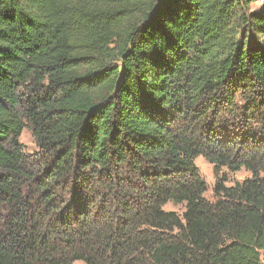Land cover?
Masks as SVG:
<instances>
[{"label": "trees", "instance_id": "1", "mask_svg": "<svg viewBox=\"0 0 264 264\" xmlns=\"http://www.w3.org/2000/svg\"><path fill=\"white\" fill-rule=\"evenodd\" d=\"M257 2L0 0V264H264Z\"/></svg>", "mask_w": 264, "mask_h": 264}, {"label": "rangeland", "instance_id": "2", "mask_svg": "<svg viewBox=\"0 0 264 264\" xmlns=\"http://www.w3.org/2000/svg\"><path fill=\"white\" fill-rule=\"evenodd\" d=\"M259 3L253 5L252 7H256ZM260 8H263L262 6ZM21 143L25 146V152L28 155H33L38 152V148L36 146L35 140L33 138L32 132L29 129H26L21 136ZM195 164L200 171L202 178L206 181L208 185V191L205 194V198L209 201H214V186L219 178L226 177V185L232 186L237 182H242L248 178H250V173L246 170H241L239 172H230L228 169L223 168L219 175L217 176L214 170V166L210 164L205 158L198 157L195 160ZM165 211L176 212L182 215L185 211L184 205H175L172 203L167 204L164 207ZM74 264H85L81 261H77Z\"/></svg>", "mask_w": 264, "mask_h": 264}, {"label": "clouds", "instance_id": "3", "mask_svg": "<svg viewBox=\"0 0 264 264\" xmlns=\"http://www.w3.org/2000/svg\"><path fill=\"white\" fill-rule=\"evenodd\" d=\"M261 6H264V0H261V4L256 5V7L253 8V11L257 10Z\"/></svg>", "mask_w": 264, "mask_h": 264}, {"label": "built area", "instance_id": "4", "mask_svg": "<svg viewBox=\"0 0 264 264\" xmlns=\"http://www.w3.org/2000/svg\"><path fill=\"white\" fill-rule=\"evenodd\" d=\"M258 3L261 4V0H258Z\"/></svg>", "mask_w": 264, "mask_h": 264}]
</instances>
